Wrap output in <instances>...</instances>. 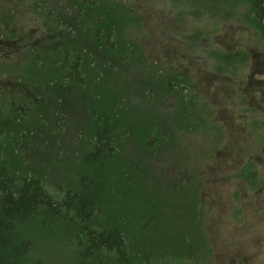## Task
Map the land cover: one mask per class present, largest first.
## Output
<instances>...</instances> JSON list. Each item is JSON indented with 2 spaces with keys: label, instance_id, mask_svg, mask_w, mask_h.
<instances>
[{
  "label": "rangeland",
  "instance_id": "1",
  "mask_svg": "<svg viewBox=\"0 0 264 264\" xmlns=\"http://www.w3.org/2000/svg\"><path fill=\"white\" fill-rule=\"evenodd\" d=\"M62 1L60 7L59 0H0V19L13 18L7 22L15 33L4 36L0 20V118L8 159L50 185L77 184L97 128L95 122L89 127L87 109L99 112L106 104L107 114H118L109 118L118 139L114 175L126 179L113 182L117 196L109 202L107 196L113 206L107 218L148 215L141 228L153 222L144 237L135 223H124L127 242L144 247L152 264L172 256L177 264H264V35L250 2L111 0L126 8L124 20L115 19L122 29L114 54H129L128 60L101 66L96 78L89 63L92 80L63 88L62 119L51 127L20 98L33 77L27 49L43 54L48 44L53 20L46 13L56 8L73 16L66 10L72 0ZM35 83L40 111L48 109L52 118V91L41 77ZM17 111V125L26 127L20 133L9 129ZM35 221L22 227L31 243L25 264H89L78 259L74 239L58 224Z\"/></svg>",
  "mask_w": 264,
  "mask_h": 264
},
{
  "label": "trees",
  "instance_id": "2",
  "mask_svg": "<svg viewBox=\"0 0 264 264\" xmlns=\"http://www.w3.org/2000/svg\"><path fill=\"white\" fill-rule=\"evenodd\" d=\"M248 1L251 17L264 35V0ZM70 2L72 4H68L66 10L73 12V16L66 15L63 9L55 12L56 8L46 13V15L51 14L53 22L46 27L45 38L48 44L44 45L43 54H38L36 47H31L27 49L25 57V64L33 73V77H30L31 81L28 83L31 89L25 92V97L20 99L29 104L40 122L48 121L51 127H57L62 119L58 117V112L62 116V110L59 107L64 102L63 88L71 84L88 86L86 79L87 77L91 79V68H93L89 63L92 65L95 63L96 78L103 72L101 66H113L115 64L111 65V62L126 57L128 60L129 56V54H114L116 51L114 46L119 44L118 37L122 29L120 21L117 23L115 19L118 15L123 20L126 17L124 5L115 8L111 0H72ZM58 3L60 5H57L62 7L63 1L59 0ZM0 20L4 24V36L11 39L15 33L13 27L9 26V22L13 24V18ZM118 25L119 28L115 32L114 29ZM104 58H107L109 62H106ZM96 67L99 73H96ZM43 70L51 72H44L49 74L48 79L43 77ZM40 77L42 83H45L52 91L53 103L52 111L50 110L52 118L48 117V109H46L47 112L40 111L39 105L43 102V98L36 95L40 91L38 83H35ZM63 78L67 83L54 82ZM96 80L93 82L96 83ZM165 83L167 82H162V84ZM88 84L90 87V83ZM170 84L171 82L168 83L169 86ZM181 91L180 89L182 94ZM188 91L189 89L186 88L184 93ZM28 94L30 95L27 96ZM100 105L107 107L106 104ZM105 107L100 106L99 112L86 108L92 121L89 127H93L95 122L97 128H93L91 145L82 158V171L78 175L77 184L67 187L58 181L50 185L40 175L20 172L15 168L13 162L8 159V155L4 153L5 141L2 138L6 132L0 118V264H25L31 253V243L28 236L22 232V227L39 219H43V222L47 221L46 225L55 222L70 235L75 241L78 259L85 263L152 264L148 251L144 247L127 242L121 227L126 222L135 223V231L143 236L146 230L152 228V221H147L148 224L141 228L148 215L143 218L135 215L130 218L125 215H115L114 219L107 218V209L109 213L113 209L108 202L117 196L112 192L114 190L116 193L117 190L116 186L113 187V182L117 181V178L121 182L126 179L123 174L114 175L115 168L112 163L116 156L118 139L114 135L116 129L109 118L110 113L112 116L118 114L115 109L112 112L108 110L107 114ZM183 110L186 109L183 108ZM105 115L108 116V122L104 120ZM19 116H21L19 111L15 112L14 116L11 114L12 124L15 126L12 125L9 129L16 133L26 128L17 125ZM118 165L117 161L116 166L122 167ZM107 196H110L108 202ZM105 204L110 208H106ZM180 253L182 257L186 252ZM133 255H136L138 259H133ZM169 262L177 264L175 256L163 264H169ZM183 264H190V262L184 260Z\"/></svg>",
  "mask_w": 264,
  "mask_h": 264
}]
</instances>
